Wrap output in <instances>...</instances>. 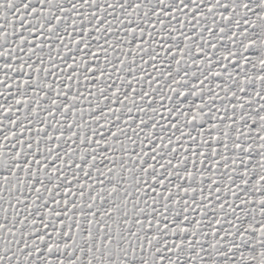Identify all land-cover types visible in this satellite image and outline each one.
<instances>
[{
    "label": "snow or ice",
    "instance_id": "6c2138e0",
    "mask_svg": "<svg viewBox=\"0 0 264 264\" xmlns=\"http://www.w3.org/2000/svg\"><path fill=\"white\" fill-rule=\"evenodd\" d=\"M0 264H264V0H0Z\"/></svg>",
    "mask_w": 264,
    "mask_h": 264
}]
</instances>
